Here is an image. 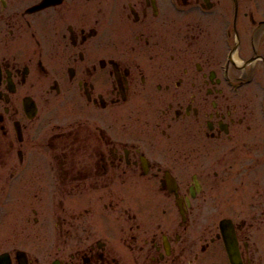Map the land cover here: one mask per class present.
<instances>
[{
    "label": "flooded vegetation",
    "instance_id": "1",
    "mask_svg": "<svg viewBox=\"0 0 264 264\" xmlns=\"http://www.w3.org/2000/svg\"><path fill=\"white\" fill-rule=\"evenodd\" d=\"M223 227L262 264L264 0H0V264H231Z\"/></svg>",
    "mask_w": 264,
    "mask_h": 264
},
{
    "label": "rangeland",
    "instance_id": "2",
    "mask_svg": "<svg viewBox=\"0 0 264 264\" xmlns=\"http://www.w3.org/2000/svg\"><path fill=\"white\" fill-rule=\"evenodd\" d=\"M233 195H231L230 197L231 200H229L228 202H234V203L238 202V200L236 199V194H233ZM244 202H247V201L245 200ZM249 245H250V248L252 247L254 248L255 251L257 250L259 256L261 255L260 257L263 258L262 264H264V227H261L258 233L257 231H255L252 234L251 238L249 239Z\"/></svg>",
    "mask_w": 264,
    "mask_h": 264
},
{
    "label": "water",
    "instance_id": "3",
    "mask_svg": "<svg viewBox=\"0 0 264 264\" xmlns=\"http://www.w3.org/2000/svg\"><path fill=\"white\" fill-rule=\"evenodd\" d=\"M226 229L223 227V232L225 233L224 239L226 244V249L228 251L229 260L231 264H239V259L236 256V240L233 236V234L228 233L225 231ZM241 264V261H240Z\"/></svg>",
    "mask_w": 264,
    "mask_h": 264
}]
</instances>
